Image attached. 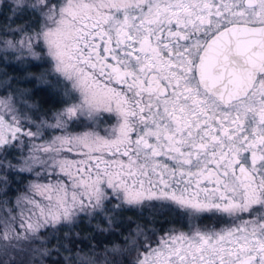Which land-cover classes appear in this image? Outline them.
<instances>
[{
	"label": "snow or ice",
	"instance_id": "1",
	"mask_svg": "<svg viewBox=\"0 0 264 264\" xmlns=\"http://www.w3.org/2000/svg\"><path fill=\"white\" fill-rule=\"evenodd\" d=\"M5 7L0 264H49L54 252L63 264H264V0ZM33 61L49 67L9 76L12 62ZM29 79L59 106L12 88ZM156 206L187 229L137 224L103 247L58 235L98 217L111 232L120 213Z\"/></svg>",
	"mask_w": 264,
	"mask_h": 264
},
{
	"label": "trees",
	"instance_id": "2",
	"mask_svg": "<svg viewBox=\"0 0 264 264\" xmlns=\"http://www.w3.org/2000/svg\"><path fill=\"white\" fill-rule=\"evenodd\" d=\"M14 67L15 70L13 67H9L8 71H16V74L21 76L23 74V72L20 71L21 68H18L19 66L17 65ZM27 70L33 72L34 67L27 66ZM34 81V79H29L27 82L19 83L23 84L25 87L27 86L29 90L33 88L31 89L32 91H30L32 93V99L35 100V102H38L43 109L58 107L59 98L56 97L54 91L44 86L34 88ZM16 185V183L13 185V189H15ZM174 214H177V216ZM119 220L120 222L117 224L114 231L100 233L97 230L96 225L99 223L100 227L106 229L108 227L106 223L102 222L99 217L92 220L91 223H89L87 218H84L74 227H71V229L68 227L61 228L58 235L62 237L64 233L69 232L70 230L77 247H86L88 245H99L103 247L106 244L110 246V242H118L128 231L134 230L137 224L145 228L156 230H167L170 227L180 228L187 225L186 218H183L179 212L171 209H161L159 206L142 208V210L139 208L126 210L120 213ZM207 220L209 221L213 219L209 218ZM55 243L56 241L53 240L52 244L48 246L52 247ZM64 243L67 244L68 242L64 241ZM60 251L62 255H67V253L63 252V249ZM52 261H58L59 264H63L61 257L57 256L55 252L52 255ZM52 261H49V264H52Z\"/></svg>",
	"mask_w": 264,
	"mask_h": 264
},
{
	"label": "rangeland",
	"instance_id": "3",
	"mask_svg": "<svg viewBox=\"0 0 264 264\" xmlns=\"http://www.w3.org/2000/svg\"><path fill=\"white\" fill-rule=\"evenodd\" d=\"M9 2V0H0V27H3L4 25H6V24H8V23H11V21L10 20H6L5 19V17H10L11 16V13L8 11V9H7V7H5V5L7 4ZM4 17V18H3ZM3 18V19H2ZM3 20V21H2ZM24 21L23 20H16L15 21V23L14 24H12V26L13 27H15L16 26V24H20V23H23ZM10 38V37H9ZM13 64H14V66H16L15 65V63L14 62H12ZM32 64H34V65H38V67H34V70H33V73H36V74H38L40 71H42L43 69H45V68H48L49 67V65L48 64H46V63H43V62H41V61H33L32 62ZM39 64H40V66H39ZM17 66H19L18 68H24V67H27V66H25V65H17ZM28 71V70H27ZM9 72V71H8ZM31 72V71H30ZM17 72L16 71H12V72H9V76L11 77V76H15V77H17L18 79L19 78H21L23 75H24V73L21 75V76H18L17 74H16ZM49 79H52L51 77H49ZM35 81H34V88H36V87H38V86H44V87H48L47 85H45V84H42V83H40L39 81H37L36 79H34ZM20 82H25L24 80H20ZM27 82V81H26ZM11 83H12V88H16V87H19V88H22V89H27V90H29L28 88H27V86L25 87V86H23V84H20V83H17V80H12L11 81ZM49 89H51L50 87H48ZM31 89H33V88H31ZM29 90V92L30 91H32V90ZM12 89H8V91H11ZM51 90H53V89H51ZM55 93V92H54ZM4 94H6L5 93V91H4V86L3 85H0V95H4ZM56 94V93H55ZM56 97H58L59 98V100H60V97H59V95H57L56 94ZM28 100H29V103H33V102H35V100H33L32 99V93L30 92V96L28 97ZM27 174H25V176H26ZM28 179H31V177H27ZM22 180V177H17V181H21ZM27 181L26 180H23V183H26ZM23 183H20V182H17L16 184V187H15V189H20V190H23ZM19 187V188H18ZM16 193H15V191H13V192H11L10 193V195L11 196H14ZM139 209H141L142 210V208H139ZM174 215H176L177 216V214H174ZM173 215V216H174ZM207 219H209L208 217H205L202 221H200V223L201 224H207V225H209V226H212V225H214V220H207ZM207 220V221H206ZM217 227L219 226V225H216ZM187 227H188V223H187V225L185 226V227H180L181 229H187Z\"/></svg>",
	"mask_w": 264,
	"mask_h": 264
}]
</instances>
